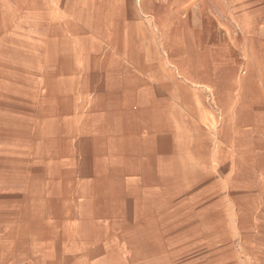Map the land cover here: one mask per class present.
I'll return each instance as SVG.
<instances>
[{"label": "rangeland", "instance_id": "obj_1", "mask_svg": "<svg viewBox=\"0 0 264 264\" xmlns=\"http://www.w3.org/2000/svg\"><path fill=\"white\" fill-rule=\"evenodd\" d=\"M192 2L0 0V259L62 252L68 232L102 226L119 227L137 257L153 263L171 264L176 252L186 255L180 264L196 263V236L210 239L219 261L256 257V241L264 242V0ZM247 18L252 35L241 25ZM178 37L196 92L189 105L170 107L169 140L155 154L129 139L109 145L62 133L81 91L75 56L102 66L132 50L137 65L176 85L169 74L178 59L166 50ZM106 101L119 107L100 96ZM82 147L88 155L72 153ZM8 237L12 248L1 243Z\"/></svg>", "mask_w": 264, "mask_h": 264}, {"label": "crops", "instance_id": "obj_2", "mask_svg": "<svg viewBox=\"0 0 264 264\" xmlns=\"http://www.w3.org/2000/svg\"><path fill=\"white\" fill-rule=\"evenodd\" d=\"M237 1L243 5L242 7L251 3V0ZM195 4L196 0H193L192 8L196 7ZM62 22H68V19ZM241 25L246 34L254 33L255 24L250 18L242 20ZM64 35L67 37V34ZM175 41L176 49L166 50L170 52L171 57L178 59L170 68L171 74H169L176 80L175 86L161 83L155 69L137 65L135 52L132 50L118 51L113 57L109 55L104 59L103 65L99 66L87 64L86 54L75 56L77 52L74 51L73 46L71 52L76 59L75 68L82 74L81 91L74 93V97L71 96V102L78 103L76 114H70L65 118V129L62 133L67 135V138L80 135L82 141L96 138L109 145L118 139H129L131 142L149 144L144 149V153L155 154L158 151L157 145L161 148L163 142L167 143L169 140L168 121L172 114L169 111L170 107L189 105L187 100H193L194 92H196L194 86L196 78L188 75L180 60L189 56L188 51L183 49L184 39L178 37ZM66 54L68 55L67 52ZM90 74L98 75L92 77ZM94 92L98 95L90 98ZM184 92L188 94L187 97L184 96ZM100 96L106 99L113 98L119 107L111 101H106L105 105L99 103ZM134 106L141 107L140 111L133 109ZM177 110L181 109L177 108ZM148 112L159 114L162 122L160 124L154 122L145 124L144 120L137 122L138 113L145 115ZM74 150L80 152L82 156L89 153L84 147L79 150L72 149V153ZM71 163L74 164L72 161ZM73 168L74 166L71 165V169ZM101 228V230L88 232L81 229L68 232L67 239L63 243L64 247L60 248L64 250L62 252L56 250V246L48 253L24 252L22 255L16 254L6 260L0 259V264H169L167 257L159 258L156 263H153L152 255L146 259L137 257L132 243L121 236L124 232L119 227L102 226ZM14 242L9 237L1 239V243H5L7 248H12ZM37 245L42 243L32 242L29 247ZM211 246L214 244L209 238L196 236V243L190 250H195L192 253L196 255L194 264H264V260H261V256L264 255L262 241H256V257L239 254L234 258L231 253L232 257L224 261L217 259L212 253L214 249H210ZM185 256L183 253L176 252L171 264L173 262L180 264Z\"/></svg>", "mask_w": 264, "mask_h": 264}]
</instances>
